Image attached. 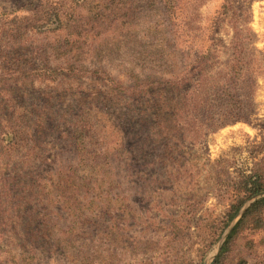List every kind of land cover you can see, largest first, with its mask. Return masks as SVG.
Listing matches in <instances>:
<instances>
[{"label":"rangeland","instance_id":"374dc122","mask_svg":"<svg viewBox=\"0 0 264 264\" xmlns=\"http://www.w3.org/2000/svg\"><path fill=\"white\" fill-rule=\"evenodd\" d=\"M55 9L79 26L71 69L61 54L33 55L53 26L29 13ZM14 16H28L17 27L33 25L30 38L9 37ZM0 39L20 69H66L4 87L16 124L39 125L26 137L34 154L22 144L0 171V264H211L231 205L246 197L240 182L264 180V0H0ZM174 71L189 74L171 98L181 131L161 139L140 116L151 95L127 89L152 77L159 91ZM107 88L123 92L106 99ZM40 213L52 227L25 229ZM263 237L242 231L224 264H264ZM23 242L33 260L21 259Z\"/></svg>","mask_w":264,"mask_h":264},{"label":"trees","instance_id":"16d2710c","mask_svg":"<svg viewBox=\"0 0 264 264\" xmlns=\"http://www.w3.org/2000/svg\"><path fill=\"white\" fill-rule=\"evenodd\" d=\"M38 11V10H35ZM39 12V11H38ZM38 12L29 13L30 15H33V23L34 25H38V27H43L46 25V22L49 23V25L53 26V28H50L49 30L55 35L56 32H58V35L54 37V41H49V34L50 31H45L46 36L44 39L46 42L39 46V48H36V52L33 53V55L36 57L35 59L40 58V56H44L46 58L50 54L52 57L56 54H61L63 57V64L62 66H68L69 69H71L70 60L71 57L69 56L71 52H73L74 46L76 44V41L74 40L75 34L77 33L76 30L79 28L78 25L75 27L72 25H69L68 17L65 11H62L60 9H55L51 12L49 11H43L41 12V15L36 17ZM36 13V14H35ZM42 13H44L47 17L42 16ZM28 16H25L23 20L18 21L17 17L14 16L12 24L13 27L11 28V35L9 37L11 39L14 38V36L19 33L23 32L22 36L25 38L28 37L29 30H33L34 26L29 27H17L19 24L27 23L25 22V19ZM46 20V21H44ZM73 36V41H70V38ZM1 41V39H0ZM19 43H14L13 47H10L11 50L14 49L15 46L19 47ZM2 45H0V49ZM73 47V48H72ZM9 54H5L3 51L0 52L1 61H0V99L3 95L6 94V91L4 87L8 83H15L16 85L21 84H27V83H33L34 81H47L50 78V74L56 71L57 69L66 70L64 67H59V65L55 66L54 69L49 66L48 61H44V64L40 67H34V65H29V70L26 69H20L19 65L14 63L12 59L8 56ZM45 60V59H44ZM68 69V70H69ZM106 75V74H104ZM188 76L189 74H186L185 76L183 74L177 73L174 71V73L170 74L167 79H162V82L159 84L162 86L161 90H159L162 94H164L162 98V94H159L158 89L150 87L152 84H154V79L152 77H147L146 80H148L149 84L148 86H144L145 89L137 90L139 84L141 83L136 77L135 82L133 85H131L130 89H127L131 92V94H150L152 99L151 104L148 106L149 109H147V112L144 110L142 117V121L145 123L151 122L153 125H155V128L151 129L153 130V134H157V138L161 137V139H171L174 137V132H180L181 129L179 128L177 122L179 121V115L181 113L180 108L183 110V108L180 106L181 104H178L176 102H173L171 99L174 97L173 95L177 90L181 89L183 86H185L188 83ZM36 78V79H34ZM200 78V75H199ZM107 82L113 83V81L109 78H107ZM15 86V85H14ZM115 87H118L117 85H114ZM143 87V86H139ZM107 90L111 95L108 96V93L104 94V97L106 99L113 96V94H116L119 92V90H112L110 91L108 88ZM155 90V92L153 91ZM123 92V91H122ZM121 91L119 94L122 93ZM105 93V92H103ZM119 94L118 95L119 97ZM114 95V96H116ZM169 99V100H168ZM176 103V104H175ZM17 108L16 105L10 104V102H0V162H2V158L5 157L6 161L5 163L0 164V171L4 172L5 169L4 166L9 167L10 164H12L15 160V156L17 154H21L19 152V149L21 148L22 144H29L30 148L26 151V154L33 155V147L34 141L33 139L31 141L27 140L26 137H32L38 133V118L33 116L34 119L28 126L26 125L24 128L19 127L16 120H18V117H15V114H17ZM181 119V118H180ZM87 134L85 133L81 135L80 137H83L84 139L87 138ZM30 139V138H29ZM23 140V142H22ZM28 146V145H27ZM18 152V153H17ZM22 155V154H21ZM14 160V161H13ZM13 161V162H12ZM19 161V160H18ZM6 179H2L0 175V185L5 183ZM9 181V180H8ZM46 186V185H45ZM67 185H62L60 187L59 191V199L62 201H66V188ZM241 189L245 193L246 197L244 200L238 201L235 205H231L229 213L227 214L226 219V225L229 224L235 217V215L238 213V211L241 209L242 205L244 204L245 200L249 199L253 195L264 192V180H259V178H254L251 176L245 177V179L240 182ZM47 187V186H46ZM48 194V193H43ZM35 198L39 197L40 199L44 201H48L47 197L45 198L44 195L41 197L39 193H35L33 195ZM49 196V195H48ZM68 201V200H67ZM76 204L78 201H74ZM34 210V207L32 208ZM41 217L38 219L37 217L34 218L33 223L24 224L26 226L25 229H32L33 227L40 228V233L44 232V228L42 225H46L47 228L52 227L50 223V219H48L46 214L40 213ZM38 215V216H40ZM77 219H80V217H77ZM22 222V221H19ZM0 224L1 226H5V223L2 222V219L0 218ZM16 224V223H13ZM13 227V226H10ZM13 228H16L15 226ZM249 229L254 231H259L264 229V197H261L254 202H252L249 207L246 209L245 213L242 215V217L235 223V225L230 230L229 234L225 238V241L223 242L219 253L214 258V260L211 262V264H224L226 256L230 250L231 244L236 238L238 234H240L242 231ZM28 232L26 231V234ZM37 235V234H36ZM26 237V236H25ZM25 237L22 235L21 238H23V241H26ZM264 243V237L262 241ZM20 244V256L22 260H33V251H25L26 247L28 246L26 242L18 243ZM24 246V247H23ZM30 246V245H29ZM62 248L63 245H62Z\"/></svg>","mask_w":264,"mask_h":264},{"label":"water","instance_id":"95a60500","mask_svg":"<svg viewBox=\"0 0 264 264\" xmlns=\"http://www.w3.org/2000/svg\"><path fill=\"white\" fill-rule=\"evenodd\" d=\"M261 197H264V192H260V193H257L255 195H253L251 197V199L249 200V203L246 204V205H243L241 207V209L238 211V213L235 215L234 219L230 222V225H229V228L228 230L226 231V233L224 234V237H223V240L221 242V244L218 246L217 248V252L215 253V255L212 257V259L215 258V256L219 253V250L222 246V243L224 242L225 238L227 237V235L229 234L230 230L232 229V227L235 225V223L242 217V215L245 213L246 209L249 207V205L254 202L255 200L261 198ZM203 264H210L209 263V260H206L204 261Z\"/></svg>","mask_w":264,"mask_h":264}]
</instances>
